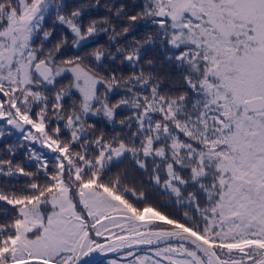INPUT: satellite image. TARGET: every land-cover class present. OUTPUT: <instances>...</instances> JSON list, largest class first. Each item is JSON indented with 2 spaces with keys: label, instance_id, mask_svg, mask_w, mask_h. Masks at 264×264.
Listing matches in <instances>:
<instances>
[{
  "label": "snow or ice",
  "instance_id": "1",
  "mask_svg": "<svg viewBox=\"0 0 264 264\" xmlns=\"http://www.w3.org/2000/svg\"><path fill=\"white\" fill-rule=\"evenodd\" d=\"M0 264H264V0H0Z\"/></svg>",
  "mask_w": 264,
  "mask_h": 264
}]
</instances>
